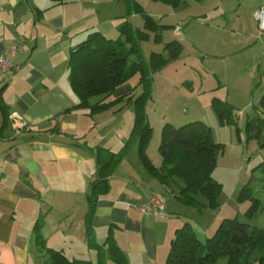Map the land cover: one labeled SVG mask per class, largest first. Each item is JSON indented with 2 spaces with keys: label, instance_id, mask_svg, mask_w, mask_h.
I'll return each instance as SVG.
<instances>
[{
  "label": "crops",
  "instance_id": "obj_1",
  "mask_svg": "<svg viewBox=\"0 0 264 264\" xmlns=\"http://www.w3.org/2000/svg\"><path fill=\"white\" fill-rule=\"evenodd\" d=\"M196 1L208 2L207 10L200 14L204 29L196 40L203 56L220 62L244 53L264 59V34H259L254 19V11L264 7V0ZM99 13L101 9L84 0L57 4L51 0H0V55L15 44L22 45L13 58L18 67L0 81L4 105L0 108V264H49L47 248L69 259L96 264L97 252L88 246L86 232L90 185L97 166L122 147L134 120L133 105L125 101L94 114L88 108H73L78 97L69 77L71 49L94 31L115 38L103 26L112 20L111 14L100 17ZM121 20L115 23L117 30ZM179 23L173 28V39L184 48L182 36L177 37L184 34ZM210 29L224 35L208 34ZM236 60H230L229 66ZM201 64L196 58L195 67ZM206 69L214 75L217 72L215 67ZM256 75L261 76L257 86L264 93V73L251 70V78ZM254 83L245 79L236 85L246 93ZM123 95L137 96L136 86L129 80L105 101ZM12 112H18L24 124L13 127ZM165 123L169 122L162 118L151 126L161 133ZM136 144L113 168L108 192L97 198L92 216L94 239L103 245L111 228L128 264H166L170 240L181 222L173 215L176 203L172 198L182 182L177 179L176 183L175 178L167 187L146 171ZM154 150L150 142L147 155L158 166L160 157ZM151 194L164 200V210H141ZM37 222L44 245L35 237ZM103 249L106 253L107 245ZM106 264L116 263L107 256Z\"/></svg>",
  "mask_w": 264,
  "mask_h": 264
},
{
  "label": "trees",
  "instance_id": "obj_2",
  "mask_svg": "<svg viewBox=\"0 0 264 264\" xmlns=\"http://www.w3.org/2000/svg\"><path fill=\"white\" fill-rule=\"evenodd\" d=\"M63 3L68 0H51ZM176 6L182 0H152ZM125 12L118 25L116 38L105 36L99 31L90 33L84 40L75 45L70 52V83L78 97L73 107L88 108L90 114L103 111L115 104L125 101L133 105L134 120L128 138L122 147L111 152L109 159L97 166L95 178L88 194V211L86 213V232L88 246L97 252L96 264H104V245L106 253L116 264H128L122 249L116 243L111 228L105 241L97 244L92 228V216L97 198L106 194L109 188V177L115 165L128 153L131 146L137 143V153L143 167L167 187L173 178L181 180L176 197L185 204L201 205L197 199L203 195L209 209L218 207L217 195L220 183L213 179L211 171L215 165L216 154L223 149V144L213 139L209 125L202 120H191L179 126L165 123L161 130L158 151L162 157L160 166H155L147 155V147L152 135V126L146 120L144 104L150 94L152 75L167 62L178 58L183 45L179 40L171 39L164 44L165 53L151 52L148 61L144 60L140 42L149 39L161 42L160 29L166 25L159 23L147 14L138 0H122ZM40 10L36 13L39 14ZM132 14L143 16V27H135L129 20ZM139 74L142 92L120 96L105 101L115 88L134 74ZM0 87V108L3 109ZM94 98H98L94 100ZM211 104L220 124L235 127L239 137L235 107L218 97H213ZM259 112L264 116V93L259 98ZM8 113H6V118ZM264 117L248 118L246 133L249 138L260 139ZM261 145L264 144L262 140ZM239 201L249 199L248 216H254L259 206V199L252 197L246 187L240 191ZM35 225L36 240L44 245L39 227ZM49 264H93L88 259H69L60 251L46 249ZM166 264H264V226L257 227L242 222L236 217L223 219L215 233L200 240L188 222L175 229L165 259Z\"/></svg>",
  "mask_w": 264,
  "mask_h": 264
},
{
  "label": "rangeland",
  "instance_id": "obj_3",
  "mask_svg": "<svg viewBox=\"0 0 264 264\" xmlns=\"http://www.w3.org/2000/svg\"><path fill=\"white\" fill-rule=\"evenodd\" d=\"M84 1L91 2L93 8L101 9L100 17L104 13L111 14L112 20L123 18V16L119 17L125 12L122 0H114L113 3H110V0ZM140 4L147 14L159 23L166 25L159 31L162 38L161 42H155L153 35L149 39L140 42L145 61H148L149 55L153 51L165 53L164 44L176 38L173 28L178 21H180V27L182 26L184 31L183 35H177L179 38L182 36L184 43L180 56L167 62L152 75L150 94L144 104L150 126L154 122L158 125L162 118L171 124H175V126L189 120H202L210 126L213 139L223 144V149L216 154L215 165L211 171L213 179L220 183L217 195L218 207L209 209L204 196L201 194L197 197L202 203L199 206L185 204L174 197L172 199L175 200L176 211H173V215L175 214L176 217L181 219L180 224L176 227L178 228L184 222H188L196 235L204 239L212 236L219 223L227 218L236 217L242 222L263 227L264 144L261 145L260 142L264 140V125L261 137L257 139L247 136L246 123L248 118L264 117L258 109L259 98L262 93L259 86H257V82L261 79V76L256 75L251 78V70L258 69L261 75L264 73V59H253L250 55L244 53L230 56L229 60L220 62L218 59L211 60V58L203 56V49L197 47L196 40L200 39L201 32L204 29L205 21L201 19L200 14L205 13L207 10L208 2L206 1L184 0L176 6H171L160 1L140 0ZM112 20L106 21L103 26L110 30L109 33L114 34L116 38L118 30L115 23L118 20ZM130 21L135 27L139 28L144 23L141 14H132ZM112 28L113 31L111 32ZM216 28L218 27L216 26ZM210 31L208 34L217 37L219 34L220 36L223 34V32L214 29H210ZM196 58L202 61V64L195 67ZM234 59H237L236 62L229 66V61ZM206 67H215L216 74L214 75ZM253 67L254 69H252ZM249 78L253 79L255 83L246 93H243V88H238L236 84H241L245 79L250 80ZM128 80L131 85L136 86L138 96L143 90L142 85L139 83V74H132ZM223 84L228 87L223 86ZM217 95L236 106L234 113L236 114L239 137L233 125L219 123L211 104V100ZM153 126L149 143H153L154 151L160 157L157 160L158 166H160L162 159L157 146L160 142L161 133L159 130L156 133ZM175 180L176 183L179 182L177 178ZM176 183L172 184L174 190ZM244 187L248 189L252 197L259 199V206L254 216L246 214L251 201L249 199L239 201L238 199L240 191ZM107 256L106 253L103 255L104 264H106Z\"/></svg>",
  "mask_w": 264,
  "mask_h": 264
},
{
  "label": "built area",
  "instance_id": "obj_4",
  "mask_svg": "<svg viewBox=\"0 0 264 264\" xmlns=\"http://www.w3.org/2000/svg\"><path fill=\"white\" fill-rule=\"evenodd\" d=\"M254 19L259 34H264V7H260L254 11ZM21 48V44H15L6 53L0 55V81L4 75L11 74L18 67L14 63L13 58ZM9 116L13 127L24 124L23 118L18 112H12ZM140 208L143 212H161L164 210V200L156 194H151Z\"/></svg>",
  "mask_w": 264,
  "mask_h": 264
}]
</instances>
